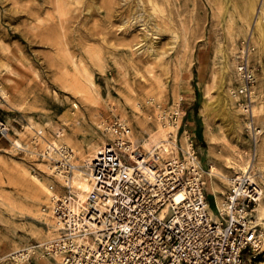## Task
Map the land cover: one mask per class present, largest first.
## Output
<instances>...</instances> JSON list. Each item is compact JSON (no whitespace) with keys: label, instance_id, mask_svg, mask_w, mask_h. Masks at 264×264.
Returning a JSON list of instances; mask_svg holds the SVG:
<instances>
[{"label":"rangeland","instance_id":"rangeland-1","mask_svg":"<svg viewBox=\"0 0 264 264\" xmlns=\"http://www.w3.org/2000/svg\"><path fill=\"white\" fill-rule=\"evenodd\" d=\"M215 3L0 0V123L7 130L0 134V264H42L40 233L55 230L21 206L31 175L54 184L60 195L68 190L58 180L57 169L66 174L58 167L60 159L42 155L30 124L35 130L43 128L49 138L63 130L78 143L102 138L112 143L118 139L110 135L113 130H132L136 140L151 141L165 117L179 122L177 146H182V137L199 135L202 121L203 130L215 136V153L226 150V141L237 142L239 130L242 147L250 145L254 154L257 142L244 125L252 121L254 130H262L258 143L264 149V0H256L244 34L238 30L236 10L230 7L234 21L228 24ZM229 29L237 33V46L245 56L253 48L247 61L236 62L239 66L245 60L257 79L251 88L260 86L261 92L251 89L253 99L259 95L262 101L261 112L253 118L240 111L246 98L235 105L230 102L229 88L241 83L233 78L228 85L233 71L227 65L233 57ZM252 37L258 46L252 45ZM83 71L94 83L95 101L64 85L65 76L80 77ZM198 135L194 140L201 146L199 156L208 163V141ZM15 140L24 145L16 146ZM209 167L204 166L205 171ZM256 180L264 190L258 175ZM256 224L264 238V220ZM39 249L50 255L45 247ZM252 264H264V252Z\"/></svg>","mask_w":264,"mask_h":264},{"label":"built area","instance_id":"built-area-1","mask_svg":"<svg viewBox=\"0 0 264 264\" xmlns=\"http://www.w3.org/2000/svg\"><path fill=\"white\" fill-rule=\"evenodd\" d=\"M241 65L243 92L250 95L253 78L245 60ZM6 132L0 123V134ZM187 137L190 151L179 147L178 158L146 163L152 177L130 162L126 141L105 146L89 164L85 202L69 187L54 201L58 238L45 246L48 253L60 254L59 264H252L264 252L253 215L257 186L233 175L222 194L225 210L210 213L199 148L195 136ZM133 156L143 159L138 149ZM58 167L73 170L65 157ZM84 235L91 244L78 241Z\"/></svg>","mask_w":264,"mask_h":264},{"label":"bare ground","instance_id":"bare-ground-1","mask_svg":"<svg viewBox=\"0 0 264 264\" xmlns=\"http://www.w3.org/2000/svg\"><path fill=\"white\" fill-rule=\"evenodd\" d=\"M215 4L217 5V8L219 10L223 9L222 16L224 20L227 19L228 24L234 21L233 13L229 11L230 7L232 6V8L236 10L238 17L241 20L240 29H238L239 32L241 34H244L246 32V26L251 23L255 14L256 0H244L242 1V3L240 0H216ZM262 10H260V13H262ZM257 25L258 21L256 22V26ZM228 37L231 43L230 49L233 56L227 61L228 67L232 68L233 70L228 85H232L231 79L233 78L238 79V81L241 83L240 86L236 87V89H233L231 87L229 88V92L231 94L230 102L231 105H235L242 99L244 100L245 97H249L250 104H248L247 101H245L244 104H240V111L246 113L248 117L249 114H251V117L253 118L255 116H258V114L261 112L262 101L258 100L259 95L253 99L255 95H253V90L251 89L256 88L258 92H261L260 86H258L259 83H257L255 87L253 86L250 89V95H247L245 92H243L244 86H242L243 80L241 74L242 63L239 66L236 65V62L241 58H244L247 61L251 53L253 54V48H251L252 46L249 47V50L247 51L249 54L245 56L246 53L244 52V50L239 49L237 46V33L235 32V30L229 29ZM251 43L254 47L259 45L258 42L253 39V37ZM73 65L74 67H77L75 62H73ZM234 66L237 68L233 69ZM249 71L252 75L253 82H257L253 70ZM79 75L82 78L77 75L70 78L68 76H65L63 78L65 87L73 91L75 94H79L87 99L94 100L92 91L94 90V83L91 79V76L86 71L79 73ZM2 94L5 95V93ZM175 113H178V111H175ZM160 116L162 115L160 114ZM161 119L164 120V122H162V124L160 125L161 129L155 133L156 135L154 137H150L151 141H149V138L136 140L133 137L132 130H125V132L122 131L123 133L118 132L117 130H113L116 133H113V131L110 133V135L118 136V139H114L115 141H120L119 139H121L122 141H126L125 150L128 152L127 155L130 162L136 163L135 166L143 170V172L149 174L150 177L153 176L154 171L148 166V164H146L148 161H150L151 159H156L159 163H161L162 159L178 158L179 147H181V149L185 153L190 151L191 149L187 136L182 137L184 146H177V129L179 126V122L171 123V121H167L165 117H161ZM120 120L121 123L125 122V119L122 118V115ZM244 125L248 128V131L252 133V135H256L255 141L257 143L255 145V159H253L250 145H248V149H244L242 147V140L240 139L239 130L238 135L236 136L237 142L230 143L226 141V150L216 153L213 150V141L215 139V136L213 135L211 130H205L204 136L208 141L209 146V149L206 150V153L208 154L207 158L210 167L205 171L200 160V156L199 158H197V163L199 162L202 167L201 174L203 176V183L205 184V187L207 184H209V187L215 197V202H213L216 203V205L222 211L225 210V204L222 194L227 191L230 178L236 174H238L239 176L246 175L249 180L258 188L257 190L259 198L256 205L254 206V212L256 214L255 217L257 218V222L262 224V221L264 220V190L259 185L260 182L258 183L256 180V175H258L260 180L262 181L261 184H264V149L263 145L258 143V137L262 130H254L255 128L252 125V121H246L244 122ZM1 126H4V124L1 123ZM29 127L30 129H32H29L31 132H33L35 135L38 134L37 137L34 135L33 139L39 138L35 141L39 142L42 147L41 149H44L43 153L45 156H48L53 160L60 159L62 162L65 157L66 159L71 161L73 170L70 174L62 173L57 169L58 180L61 182L62 186L69 187L73 194L76 196L77 200H79L78 202L83 204L86 200V192L90 189L88 184V177L90 173L89 164L97 154L104 150L105 146L111 143L103 138L100 140L87 141L84 143L73 142V139L68 135H65L63 130H58L56 132V138H49L43 128H38L37 130H35L34 126L31 124L29 125ZM253 130L256 133H253ZM123 134H125L126 138L123 136ZM151 143H153L154 146H151ZM14 144L18 147L24 145L19 140H15ZM140 146L142 147L141 149H139ZM135 149H138L142 153L143 159H137L133 156V152L135 151ZM35 150L41 152V150H38V147H35ZM73 160H75L76 163H73ZM189 162L196 163V161L193 160L188 161V163ZM49 168L51 169V167ZM233 171L234 174L230 176L229 174L231 172L233 173ZM206 175L208 176V179L205 178ZM59 195L60 194H58L56 188L54 187V184L44 182L38 179V177L31 175V179L28 181V188L26 191L27 199L21 206L26 211L39 218V220L48 224L52 228L57 229L59 228V224L57 223V220L53 213V203L55 200L63 196ZM180 197L181 195H179L176 200H178ZM39 205H43L44 208H41L43 211H40ZM210 213H213L212 210H210ZM57 238L58 233L55 230L46 231V233H40V241L37 249L39 250L38 257L42 264H59L61 262L62 256L60 254L52 253L47 257L45 252L39 249L41 247H45L49 243H52ZM78 241L83 244H91L90 238L86 235L78 238ZM31 252L32 250L29 251V254Z\"/></svg>","mask_w":264,"mask_h":264},{"label":"crops","instance_id":"crops-1","mask_svg":"<svg viewBox=\"0 0 264 264\" xmlns=\"http://www.w3.org/2000/svg\"><path fill=\"white\" fill-rule=\"evenodd\" d=\"M195 123H197L196 120H195ZM202 125H203V122L201 121V127H200V130H199V135L197 133H195V137L198 135L199 136V139H205L204 130L202 128ZM198 148L201 149V146H198ZM200 159H201V162H203L202 161L203 160V155H202V158H200ZM202 164H203V167L206 166V165H208L207 162L202 163ZM206 194H207V199L209 201V205H210L211 210L212 211L216 210L217 205H216V203H214L215 202V197H214V195H213V193H212V191H211V189H210V187L208 185L206 186ZM212 206L214 208H212Z\"/></svg>","mask_w":264,"mask_h":264}]
</instances>
